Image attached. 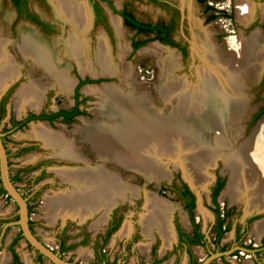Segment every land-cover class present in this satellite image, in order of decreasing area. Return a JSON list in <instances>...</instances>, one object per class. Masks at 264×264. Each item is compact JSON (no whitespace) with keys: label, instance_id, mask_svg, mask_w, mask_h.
I'll return each instance as SVG.
<instances>
[{"label":"rangeland","instance_id":"obj_1","mask_svg":"<svg viewBox=\"0 0 264 264\" xmlns=\"http://www.w3.org/2000/svg\"><path fill=\"white\" fill-rule=\"evenodd\" d=\"M112 1L116 6L121 2V0ZM165 1L177 9L176 20L178 18L180 20L173 26L172 37L185 47V51L180 52L174 47L141 35L135 36L132 31L121 24L122 35L118 41L110 28V21L104 24L89 23L90 27L87 28L86 38L90 46L95 47L97 37L99 33H102L110 45L112 55H114V67L115 64L116 67L113 72L92 74L86 70L81 71L75 60L63 57L73 80L68 91H63L53 82L51 83V79L47 78L41 69L34 67L28 59L20 54L14 42L17 37L16 28L22 24L35 27L26 22L11 23L6 21L8 10L0 4V37L5 38L9 60L13 61L12 65L18 67L19 71L17 76L12 77L6 83L4 89L0 88V90L3 89L0 94L4 95L5 99L4 110L0 116V133L7 155L9 176L15 178L12 183L26 198L30 207L28 221L31 226L30 230L35 237L61 258L80 264L94 263L101 250L107 260L116 259L122 264H184V255L173 254L170 250L171 246L160 252L163 240L157 233L159 232L157 228L153 227L150 230V235H145L143 232L141 219L148 212L146 198L153 196L165 201L170 207L171 230L174 226L184 229L182 222L185 223V219L181 215L183 212L181 203L174 190L179 188L182 183L186 184L196 197L192 218L209 238L211 222L214 218L209 192L215 177L219 176L223 180V186L216 201L220 209L228 208L231 214L227 219L230 229L223 234L220 240L225 249L227 248L226 253H223L222 258H215L214 262L216 264H254V260H259L264 264L263 252L256 254L241 250L236 254L232 252V227L241 223L243 218L248 215H257V217L248 224L242 243L250 242L253 246L258 245V237H261L264 232L256 237L254 227L259 223H264V206L257 208L256 203L250 209V201L245 196L230 200L228 195H224L223 192L229 180V170L225 168L222 158H216L211 165L204 169L208 175L205 187L192 186L187 166L178 160L161 159V161H165L163 165L160 164L164 175L155 178L138 169L135 170L127 165L101 158L83 138L84 125L102 119L100 111L104 105L100 92L107 87H112L132 98L143 100L148 106L155 109L157 114H160L159 109H161L160 117L163 118L168 117L174 108L181 105L179 117L174 121V127L167 122L166 128L170 129L169 131L172 132V135H176V138L186 140L188 146L193 145V139L205 140V142L209 141L210 145L213 144L212 140L216 135L213 131L208 132L205 129L199 132L200 139L196 136L193 137V107L191 105L193 98L191 97H193V84L197 79V68L202 64L199 61L202 60L200 56L193 53V47L199 42V33L206 30L210 33L213 44L219 49H224L227 54L234 51L239 54L241 38L248 37L257 31L262 37L260 45L264 53V0ZM244 2L246 5L248 4L250 13H248L249 10L244 9ZM204 6H210V9L206 10L203 8ZM132 7L134 14L142 19L153 21L156 18L167 19L169 17L168 6L159 7L144 1H133ZM48 13L52 22L50 30L46 33L40 30L37 32L46 37L66 36L67 24L58 20L53 9ZM210 15L213 18L207 20L206 18ZM133 39L146 40V42L132 51L130 41ZM119 45L126 47H123L122 54L118 55ZM77 78L100 80L83 83L78 87L79 98H82L78 105L81 114L69 122L54 120L49 123L33 120L16 130L4 133L6 128H9V118L14 120L34 112H52L70 108L72 88ZM30 81H37L44 86L41 102L38 107H28L27 105L17 107V92L22 85ZM244 95L246 97L244 114L236 122V129L239 131L235 138L236 146L242 145L248 139L257 123L264 122V112L251 121L252 115L262 106L264 98V57L261 59L256 74H252L245 80ZM42 124H45L51 131L62 133L67 137L83 159L75 160L57 155L51 148L44 146L42 141L32 137L30 135L31 127ZM21 147L26 149L21 150ZM87 164L93 167L102 166L104 174L114 177L123 186V193L119 194L118 198H114L116 202L107 210L96 209L84 217L63 213L56 209L52 210L48 205L50 197L61 196L75 186L74 183L62 179L59 171L72 170L75 167L81 168ZM117 199L119 200L117 201ZM113 214L116 228L101 244L103 232ZM15 219L16 206L14 202L6 197L5 193L0 192V255L3 253L6 258L2 264H12L8 245L18 233V227L11 224ZM125 226L127 229L123 233ZM131 231L135 232V240L126 243V238ZM61 243L66 246L63 251L59 249ZM152 248L155 251L153 255ZM13 250L20 264H51L45 258L39 257L38 253L22 237L17 239ZM204 256L202 248L200 254L197 255L194 252L197 261H200Z\"/></svg>","mask_w":264,"mask_h":264},{"label":"bare ground","instance_id":"obj_2","mask_svg":"<svg viewBox=\"0 0 264 264\" xmlns=\"http://www.w3.org/2000/svg\"><path fill=\"white\" fill-rule=\"evenodd\" d=\"M56 5L61 14L59 15L64 17L62 22L68 26L66 36L46 37L22 24L17 27V37L14 39L20 54L34 67L41 69L51 79V83L63 91H68L73 83L63 57L75 60L81 71L86 70L92 74L113 72L116 64L114 67V55L105 36L99 33L94 48L86 38L90 25L83 4L56 0ZM244 5V9L249 10L248 4L244 2ZM110 26L119 41L122 35L120 22L112 17ZM4 39L0 37V88H4L12 77L19 74L18 67L13 66V61L9 60L7 42ZM261 40V35L254 31L250 36L241 38L240 55L237 51L227 54L224 49L221 50L213 44L210 33L206 30L199 33L200 44L198 42L193 47V53L202 59L199 60L202 64H199L197 73L195 72L197 79L193 84L191 97L193 137H198L199 132L205 129L208 132L213 131L216 135L212 145L209 141L193 139V145L188 146L186 140L176 138L166 128L168 123L174 127L181 105L163 118L160 117L161 109L160 114H157L143 100L132 98L112 87L100 92L104 105L100 111L102 119L86 123L82 130L83 138L101 158L138 169L155 178L164 175L160 164L163 165L165 161L161 159L178 160L187 166L192 186L205 187L208 175L204 169L220 157L225 168L229 170L224 195H228L230 200L245 196L250 201V209L256 203L257 208L263 207L264 122L257 123L242 145H235V138L239 133L236 122L244 114L246 104L245 80L256 74L264 57ZM123 47L119 45L118 55L126 46ZM43 89L44 86L37 81L22 85L16 95L17 107H38ZM30 135L42 141L44 146L51 148L57 155L75 160L83 159L67 137L51 131L45 124L33 125ZM103 170L102 166L93 167L87 164L81 168L59 171L62 179L74 183L75 186L61 196L50 197V208L80 217L96 209L107 210L116 202L114 198L123 193V186L114 177L104 174ZM146 202L148 212L141 219L143 232L150 235V230L155 227L167 242L171 235L169 205L153 196H148ZM126 229L125 226L123 233ZM254 230L256 235H261L264 232V223L257 224ZM3 257L2 253L0 264L6 260Z\"/></svg>","mask_w":264,"mask_h":264},{"label":"flooded vegetation","instance_id":"obj_3","mask_svg":"<svg viewBox=\"0 0 264 264\" xmlns=\"http://www.w3.org/2000/svg\"><path fill=\"white\" fill-rule=\"evenodd\" d=\"M66 1L67 2L73 1V2L82 3L83 6L85 7V9L87 10V16H88L89 23L99 22L100 24H104L107 21L109 23L111 17H116L117 19L118 18L120 19L121 25L124 26L125 28H127L128 30L132 31L135 36L141 35V36L146 37V38H154V40H156L157 42H160L162 44L170 46L169 44H166L161 40V37H163L166 41L173 42L176 44L175 46H170V47H174L180 52L185 51V47L182 46L181 44H179L178 42H176V40H174L172 37L173 26L175 24H177V22H179V20H180L179 18L176 20L175 14L177 13V9L174 5L169 4L165 0H121L120 4L117 6L113 3L112 0H66ZM133 1H144L148 4H153V5H156L159 7L168 6L169 17L167 19L156 18L153 21L148 20V19L139 18L134 14L133 7H132ZM0 4L4 7H6L8 10V14H7L8 16L5 17L6 21H10L11 23L26 22L27 24L33 25L36 29L33 27H31V28H33L35 31L40 30V31L46 33L48 30H50V27H51L50 25L52 22H51L48 11H52V9H53V12L56 14V16L60 22H62V20H64V17L60 16L61 14L58 11V7L56 5V0H0ZM203 8H205V6ZM38 10L41 11L42 13L39 12ZM57 12H59V13H57ZM47 17H49V18H47ZM124 19H130L132 21L142 23V24H149L150 26L156 25L157 27L164 28V29L167 28V29H166V32L162 31L159 33L156 31H151L148 33L147 32L135 33L134 29H130L129 27H127L123 24ZM110 28H111V26H110ZM16 32H17V28H16ZM154 36H157V38ZM133 40H135V39H133ZM131 41H130V46H131ZM131 49H132V47H131ZM80 79H83V78H77L75 84H73L72 105H73V102L75 100L74 95H73L74 89H75V87H76V85ZM77 93H78V89H77ZM76 99H79V103L82 101V98H79V95L76 97ZM4 100H5L4 95L0 94V102H2L3 110H4V102H5ZM79 103H78V105H79ZM72 105H71V107H72ZM78 105H77V109H78V111H80L78 108ZM70 108H67L65 110H69ZM45 113H49V112H45ZM77 115H79V114L73 115L70 119H67L66 121H62V116H58L54 120H60L62 122H69L70 120L75 118V116H77ZM26 116H24V117H26ZM23 118L14 119V120L9 118V128L11 127V125L14 121H18V120H21ZM49 123H52V122H49ZM9 128H6V129H9ZM4 133H5V131H4ZM20 149L24 150L26 148L21 147ZM41 170H43V168H41ZM221 179L222 178H220L219 176L215 177V180H214V182L210 188V192H209V200L212 204L211 211L214 214V216H213L214 218L211 222V227H210V230H211L210 235L211 236L209 238H207L206 234L200 230L197 222L195 220H193V218H192V209L195 206V202H196V197H195L194 192L184 183H182L179 188L177 187L174 190L177 194V199L181 203V208L186 214V218H187V221L189 223L190 228H189V231H185L184 229L180 228L179 226H174L172 229V232H173L172 233V236H173L172 242L171 243L169 242L166 246L168 247L170 244L171 252L173 254H176L177 256H179V254H185L186 264H200V262H202L211 253H219L218 256L214 257L213 259H211L207 263V264H216L214 262L215 258H217V257L222 258L223 253L225 252V250H227V248L225 249V246L220 243V240H221L223 234L230 229L227 219L231 213H229L228 215H224V213L229 209L224 208V207L221 209L219 208L217 201H216L217 196L215 197V204L212 203V191H213L215 185L217 184V182L221 181ZM184 191H186V193H183ZM219 191H218V193H219ZM189 203H191V211H190L191 218L189 216L188 208H187V205ZM256 217H257V215H248V216L243 218L241 223L235 224L232 227L231 244H232V248H233V250H232L233 253L236 254L240 250L245 251V252L251 251L252 253H255V254L258 252H263L262 247L264 248V239L262 241V238L264 237V234L259 238V243L256 246H253V244L250 242L247 244L242 243V238L244 237V235L247 232L248 224L252 220H254V218H256ZM221 218H223V220H222L220 228H222V229L226 228V229L218 238H216L217 225H218L219 219H221ZM114 223H115V220H114V214H113V216H111L109 221H108V224L105 228V231L103 232L102 240L100 242L101 244L106 241V239L108 238L110 233L116 228V225ZM170 230H171V227H170ZM195 232L200 234V239H199V237L195 236ZM129 233H130L129 236L126 238V243H130V242L135 240V237H134L135 232L131 231ZM210 244L212 245L211 248H210ZM60 245H62V244H60ZM193 245H199L205 253V256L203 258H201L200 261H197L195 259L194 253L190 249L191 246H193ZM153 252H155L154 248L151 249L152 255L154 254ZM98 262H111V263H113V262H118V261L116 259L107 260L105 258V254L101 250V252L98 253V259H96V261L94 263H98ZM11 263L16 264V263L12 262V258H11ZM17 264H20V263L18 262ZM254 264H262V263L259 260H254Z\"/></svg>","mask_w":264,"mask_h":264},{"label":"trees","instance_id":"obj_4","mask_svg":"<svg viewBox=\"0 0 264 264\" xmlns=\"http://www.w3.org/2000/svg\"><path fill=\"white\" fill-rule=\"evenodd\" d=\"M205 9L206 10L210 9V6H205ZM212 18H213V16L210 15L206 19L210 20ZM123 24L125 26L129 27L130 29H134L135 33H140V32H147L148 33V32H151V31H156V32L159 33V32H162V31L166 32V29H167V28L164 29V28L157 27L156 25L150 26L149 24L138 23V22L132 21L130 19H124ZM154 37L157 38V36H154ZM151 39H154V38H151ZM161 40L164 43L169 44L170 46H175L176 45L173 42L166 41L163 37H161ZM145 42H146V40H132L131 41L132 51L135 50L137 47L141 46L142 44H144ZM97 81H100V80H98V79L97 80H90V79L84 78V79H80L78 81V83H77V85H76V87L74 89V94H73L75 100L73 102L72 107L69 110L59 109V110H56V111H53V112H49V113L41 112V113H39L37 115L29 114V115H27L26 117H24L21 120L14 121L12 123L11 127L9 129L5 130V133H8L10 131H13V130H16V129L20 128L22 125H24L26 122H28L30 120H45V121H48V122H53L56 117L62 116V121H66L67 119H70L73 115L81 114V112L78 111V109H77V105L79 103V99H76V97L79 95L77 93V89L83 83L97 82ZM2 112H3L2 102H0V116H1ZM262 112H264V98L262 99V106L252 115L251 121H253ZM14 177H16V176H14ZM14 179L15 178H12V177L10 178V180L12 182H13ZM222 185H223V180L221 179V181L217 182V184L215 185V187H214V189L212 191V203H214V204H215V197L217 196L218 191L222 188ZM0 192L5 193L1 186H0ZM183 193H186V191H184ZM6 197H8V196L6 195ZM187 208H188L189 216L191 218V213H190V211H191V203H189L187 205ZM27 213L28 214L30 213V207L28 205H27ZM229 213H230V210H227L224 213V215H228ZM222 220H223V218L219 219V221H218L216 238H218L226 229V228H224V229L220 228ZM28 227H29V229H31L29 221H28ZM195 236L199 237V239H200V234L199 233L195 232ZM20 237H21V235H20V232L18 231V233L15 235V237L10 241V243L8 245V250H9V252L11 254L12 262H14L16 264L18 263L17 262L18 259H17V255H16L15 251L13 250V245L15 244L17 239L20 238ZM263 239H264V237L262 238V241H263ZM65 248H66V246H64L63 244L59 246V249L61 251H63ZM262 250L264 252V248L263 247H262ZM38 256L41 257V255H39V254H38Z\"/></svg>","mask_w":264,"mask_h":264},{"label":"water","instance_id":"obj_5","mask_svg":"<svg viewBox=\"0 0 264 264\" xmlns=\"http://www.w3.org/2000/svg\"><path fill=\"white\" fill-rule=\"evenodd\" d=\"M118 20L121 24V21L119 18ZM3 89L0 91L2 92ZM39 113L40 112H34L33 114L37 115ZM30 121H33V120H30ZM37 121H40V120H37ZM41 121H45V120H41ZM0 186L4 190L5 195H7L10 198V200L14 202L16 206V219L13 222H11V224H14L18 227V231L20 232L21 237L29 246H31L38 254H40L43 258H45L51 264H80V263H75L72 261H67L61 258L56 252L52 251L44 243L39 241L29 229L28 213H27L28 204H27L26 198L21 195V193L17 190L15 185L10 180V176L8 173V165H7V155H6L2 140H1V133H0ZM218 255L219 253H211L202 262H200V264H207L211 259H213L214 257ZM90 264H122V263L98 262V263H90Z\"/></svg>","mask_w":264,"mask_h":264},{"label":"crops","instance_id":"obj_6","mask_svg":"<svg viewBox=\"0 0 264 264\" xmlns=\"http://www.w3.org/2000/svg\"><path fill=\"white\" fill-rule=\"evenodd\" d=\"M182 210V209H181ZM183 211V210H182ZM181 215H183V217H184V219H185V223L184 222H182V225L184 226V230L185 231H189V228H190V226H189V223H188V221H187V218H186V214H185V212L183 211L182 212V214ZM257 223V222H256ZM255 223V224H256ZM251 229V228H250ZM201 230V229H200ZM202 231V230H201ZM203 232V231H202ZM160 236H161V239L163 240V247H162V250H160V252H162L165 248H167V244L170 242H172V230H170V237L167 239V242L164 240V238H163V236H162V234L160 233V232H157ZM205 233V232H204ZM122 235V234H121ZM145 235H147V234H145ZM255 236H256V234H254ZM249 236L251 237V235H250V231H249ZM257 237V236H256ZM253 238V237H252ZM258 238H260V236L258 237ZM171 240V241H170ZM165 242V243H164ZM169 246H170V244H169ZM164 248V249H163ZM191 251H193V253L195 252L197 255L198 254H200V251H201V247L199 246V245H193V246H191ZM184 255V264H186V256H185V254H183ZM2 257V256H1Z\"/></svg>","mask_w":264,"mask_h":264}]
</instances>
